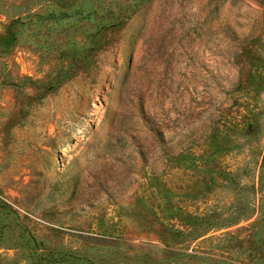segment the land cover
<instances>
[{
  "label": "rangeland",
  "instance_id": "374dc122",
  "mask_svg": "<svg viewBox=\"0 0 264 264\" xmlns=\"http://www.w3.org/2000/svg\"><path fill=\"white\" fill-rule=\"evenodd\" d=\"M0 264H264V0H0Z\"/></svg>",
  "mask_w": 264,
  "mask_h": 264
},
{
  "label": "trees",
  "instance_id": "16d2710c",
  "mask_svg": "<svg viewBox=\"0 0 264 264\" xmlns=\"http://www.w3.org/2000/svg\"><path fill=\"white\" fill-rule=\"evenodd\" d=\"M252 125V124H251ZM182 214L186 215L188 217V215H190L188 212H185L184 210H180ZM252 215L247 216V218L251 217ZM200 215H196L194 216V219H199ZM187 225V224H186ZM227 224H215V223H195L193 225H187V227H193V233H196L195 238L201 237L207 233H209L211 230L215 229V228H222L225 227ZM182 250V249H179Z\"/></svg>",
  "mask_w": 264,
  "mask_h": 264
}]
</instances>
